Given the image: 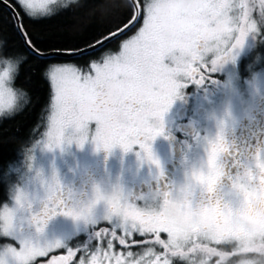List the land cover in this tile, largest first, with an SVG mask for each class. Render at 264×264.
<instances>
[{"label":"snow or ice","instance_id":"snow-or-ice-1","mask_svg":"<svg viewBox=\"0 0 264 264\" xmlns=\"http://www.w3.org/2000/svg\"><path fill=\"white\" fill-rule=\"evenodd\" d=\"M238 6V24L231 20V0L226 16L211 13L215 24L207 34H220L226 47L211 50V59L200 56L193 60L191 68L176 77L179 83L173 84L156 76L137 80L128 67L143 62L140 53L154 47L159 30L169 27L182 39L189 24L203 22L207 9L200 0L191 4L101 0L85 22L46 38H41L35 25L62 14L77 15L89 7L86 0H0V118H13L28 108L31 96L18 81L23 72L30 71L47 89L43 116L35 129L45 147L75 142L79 148L90 135L96 149L105 152L116 146L128 152L136 146L139 158L142 154L159 169L151 141L163 134L161 117L173 100L181 98L190 85L217 83V74L227 65L235 70L248 37L264 41V0H242ZM182 7L191 8L194 15L178 23L175 13ZM96 10L103 17L99 23L94 22ZM18 51L25 56L17 57ZM221 138L218 135L217 143ZM60 191L53 176L46 194L49 200L55 197V202L50 212L43 209L45 218L38 223L34 218L38 234L44 231L46 219L57 214L79 224L86 219L84 210L56 196ZM212 194L211 181L206 189L193 194L188 208L178 212L182 219L178 230L133 224L124 232L112 221L99 220L91 226V237L86 233L85 240L72 244L58 239L41 244L21 235L15 227V208L0 205V264H5V257L8 264H184L196 255L202 257L201 264H228L233 258L238 264H260L264 228L243 233L218 230L219 219L228 217L219 202L213 203L218 198ZM22 198L18 191L14 203L18 205ZM188 244L191 246L185 247ZM227 244L233 246L222 249Z\"/></svg>","mask_w":264,"mask_h":264},{"label":"flooded vegetation","instance_id":"flooded-vegetation-1","mask_svg":"<svg viewBox=\"0 0 264 264\" xmlns=\"http://www.w3.org/2000/svg\"><path fill=\"white\" fill-rule=\"evenodd\" d=\"M241 2L236 0L232 4L233 24L239 23L241 9L238 5ZM226 5L227 0L214 8L216 16L227 15ZM208 12L203 21L206 28L195 29V33L190 30L193 35L191 41L185 43L186 48L179 53L175 51L174 56L178 55L175 62L166 61L170 68L168 81L173 84L179 83L176 77L186 73L193 60L200 56L211 59V50L226 47L218 38L220 34H207L216 18L210 10ZM224 28L227 29V24ZM128 71L132 73L131 67ZM216 80L215 84L206 81L199 87L188 86L181 98L173 100L163 113V134L151 141V151L159 162V169L142 154L139 158L136 146L128 152L118 146L105 152L96 149L89 135L79 148L75 142L69 143L68 151L63 154L66 162L72 165L61 169V176L56 179L61 191L56 196L67 205L84 210L86 215L96 211L94 207L113 214V205L97 198L106 187L124 201V213L125 209H130V225L121 227L122 231L127 232L133 224L178 230L182 224L179 210L188 208L193 194L206 189L211 181L212 195L218 198L213 203L219 202L228 217L219 219L218 230L243 233L247 229L264 228V41L248 37L245 49L237 57L235 70L227 65L217 74ZM42 116L36 119L14 156L0 169L4 194L0 205L4 206L9 195L8 177L21 159L22 151L42 137L35 131ZM6 120L0 118V124ZM90 127L94 128V124ZM218 135L222 138L217 143ZM52 181L49 179L46 184ZM54 202L55 197L49 200L46 196L25 210L26 223L20 226L21 221H15L18 233L37 242L43 237L44 242L58 239L69 244L85 240L86 233L91 237L94 223L80 227L83 230L71 240L68 237L47 238L46 232L62 227L71 219L60 214L46 219L44 231L38 234L34 218L37 223L45 218L43 209L47 207L50 212ZM229 220L233 223L229 224ZM111 221L118 226V221ZM188 246L191 245L185 247ZM232 246L221 247L228 249ZM201 259L199 255L190 256L184 264H201ZM228 264H238L237 258ZM260 264H264V258Z\"/></svg>","mask_w":264,"mask_h":264},{"label":"rangeland","instance_id":"rangeland-1","mask_svg":"<svg viewBox=\"0 0 264 264\" xmlns=\"http://www.w3.org/2000/svg\"><path fill=\"white\" fill-rule=\"evenodd\" d=\"M177 2L191 4L196 2V0H177ZM200 2L205 4L207 11L204 15H207L209 10L211 13L214 11L213 7L208 6L223 4L226 0H200ZM234 2H236V0H231V4ZM232 9H234V7H232ZM175 14L178 18V23L191 20L194 15L192 9L189 7L179 8L176 10ZM205 28L203 22L195 21L188 25L187 34L184 35L182 39L169 27L159 30L155 36L156 44L154 47L151 50L140 53L143 62L130 66L132 74L137 80L148 79L152 76L169 80L170 68L167 66L166 61L171 60L175 62L178 58V55L174 56L175 51L179 53L186 48L185 43L191 41L193 35L190 30L195 33V29L201 31ZM67 147H69V143L65 142V145L63 143L60 147L49 149L45 147L44 138L41 137L37 143L22 151L21 159L16 163L15 169L11 171V176L8 177V183L10 185L9 195L4 203V206L15 208L14 220H20V226H23L27 220L24 213L25 210H29V207L35 205L38 200L47 196L46 189L49 185L46 184V181L53 179V176L57 179L58 176H61V169L72 165L66 162L63 157V154L68 151ZM18 191L23 193V198L21 202L16 205L14 201ZM97 198L106 204H112L114 207L113 214L106 213L105 211L101 212L100 208L94 207L93 210L98 212L92 210L94 213L84 214L86 217L84 222L79 224L73 222L72 219H68L69 221L67 220L62 227L56 228L53 231H48L44 235L48 236L47 238L49 239H53V237H68V239L71 240L78 237L80 231L83 230V228L80 227L90 223H96L102 219L118 221L119 227H123L126 224L127 226L130 225V209H125L126 212L124 213L122 206L125 203L113 191L104 187ZM32 240L36 241V239ZM38 242L43 244V237H39ZM4 259L5 264L8 263V258L5 257Z\"/></svg>","mask_w":264,"mask_h":264},{"label":"trees","instance_id":"trees-1","mask_svg":"<svg viewBox=\"0 0 264 264\" xmlns=\"http://www.w3.org/2000/svg\"><path fill=\"white\" fill-rule=\"evenodd\" d=\"M86 2L89 7L77 15H72L71 13L62 14L53 20L35 25L36 32L41 38H46L50 34L70 31L78 24L85 22V18L90 16L91 10L101 0H86ZM102 18V13L96 10L94 22L99 23ZM16 56L24 57L25 54L23 51H18ZM18 83L29 91L31 103L24 112L0 124V169L14 156L17 147L26 140L30 128L35 125L36 119L43 114L47 99L46 86L38 81L32 72H23ZM3 195V183L0 179V200Z\"/></svg>","mask_w":264,"mask_h":264}]
</instances>
